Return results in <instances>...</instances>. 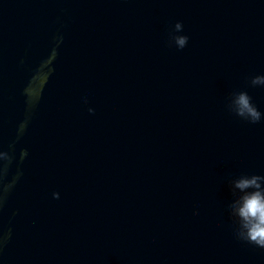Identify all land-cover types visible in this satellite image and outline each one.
Segmentation results:
<instances>
[{
	"label": "clouds",
	"instance_id": "9594fccd",
	"mask_svg": "<svg viewBox=\"0 0 264 264\" xmlns=\"http://www.w3.org/2000/svg\"><path fill=\"white\" fill-rule=\"evenodd\" d=\"M174 32H183V23L175 22ZM186 35H170V44L174 42L178 50L188 43ZM251 87H264V74L249 78ZM228 111L236 117L257 124L264 120L262 113L252 102L245 90L233 91L226 105ZM235 197L229 204L231 214L238 222L237 236L259 248L264 249V175H240L229 181Z\"/></svg>",
	"mask_w": 264,
	"mask_h": 264
}]
</instances>
